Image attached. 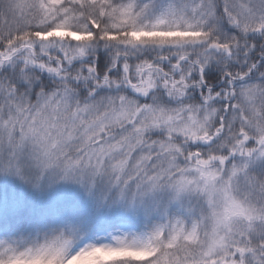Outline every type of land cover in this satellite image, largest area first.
<instances>
[{"label": "snow or ice", "instance_id": "6c2138e0", "mask_svg": "<svg viewBox=\"0 0 264 264\" xmlns=\"http://www.w3.org/2000/svg\"><path fill=\"white\" fill-rule=\"evenodd\" d=\"M0 264H264V0H0Z\"/></svg>", "mask_w": 264, "mask_h": 264}]
</instances>
